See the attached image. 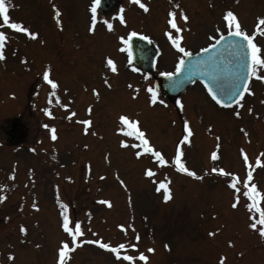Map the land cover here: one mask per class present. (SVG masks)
<instances>
[{"label": "rangeland", "instance_id": "rangeland-1", "mask_svg": "<svg viewBox=\"0 0 264 264\" xmlns=\"http://www.w3.org/2000/svg\"><path fill=\"white\" fill-rule=\"evenodd\" d=\"M177 1L184 8L176 9L174 0H141L147 11L134 1L135 6L131 4L130 7V3L121 1L125 11L133 9L132 14L128 12L132 24L120 25V30L118 27L109 29L101 22L89 44L78 43L82 46L79 60L87 62L90 76L102 69L101 62L111 50L109 55L116 56L113 59L117 64H124L122 53L113 52L116 46L113 39L134 28L146 30L160 50L159 64L150 73L152 78L173 69L174 62L182 54L162 39V29L171 28L167 23L169 11L175 13L173 19L181 29V47L193 51L227 31L223 15L231 10L242 30L249 35L256 32L253 40L264 59V25H260L261 31H256L257 18H264V0ZM6 3L10 20L25 24H28L27 18L33 22L34 11L40 6L38 0H6ZM87 3L88 0L59 2L69 20L75 23V33L79 35L81 32L85 35ZM48 9L43 6L40 14L48 16L54 11L53 7ZM181 11L187 16L186 21L181 19ZM32 26L30 24L29 30ZM1 28H4L2 19ZM19 41L21 45L16 40L13 46L19 59L24 58L26 69L2 72L0 66V99L5 102L4 107L10 109L0 118V140L5 141L3 124L8 123L10 117H17L16 142H21L18 149L17 144L0 146V195H5L1 182L7 181L9 189L4 208L0 209V264H58L61 241L68 243L70 249L64 264H264V238L258 230L261 225L256 229L250 227L258 220V214L246 207L249 200L239 183L240 191L237 192L229 187L231 176L212 172L213 168H222L244 180L251 172L249 185H256L261 194L260 206L264 208V80L252 76L249 93L228 108L215 107L197 83L178 96L179 104L176 99L175 102L164 99V105H148L146 94L142 93L140 98L142 102L146 99L145 103L128 101L119 95L112 112L107 110L106 113L101 106L97 107L99 137L95 133L83 138L77 133V127L60 122L54 131L56 138L52 139L50 126L58 123L61 112L57 108V119L53 120L51 105L45 104L44 108L50 115L36 107L42 102L35 104L31 81L32 65L38 66V56L48 53L37 51L32 40L27 42L34 53ZM120 68L117 87L122 86L123 91H131L124 80L132 81L135 86L145 79L144 74H132L128 67ZM258 76H264V67L258 69ZM135 103L136 108H133ZM179 105L182 112L176 114L174 110ZM118 113L136 120L150 145L164 159L167 154L171 159L174 142H180L181 161L196 176L173 167L159 168L151 162V153L137 157L138 149L132 147L135 142L122 146L126 135L117 131ZM181 115H184L183 120H180ZM184 120L192 128L187 142L183 140L181 128ZM258 148L262 149L263 161L254 169L252 163L246 165L245 159H239L241 149H246L253 157ZM213 151L217 153L216 159L211 158ZM147 168L153 170L152 176L145 175ZM159 181H165L170 190L168 200L163 198V189L156 190ZM236 197L239 200L233 207L231 200ZM105 200L109 203L104 204ZM61 205L67 206L70 225L74 226L76 221L80 223L82 234L77 237L75 247L71 245V236L61 226V212L64 211ZM21 226L25 229L23 232ZM94 240L113 247L124 243L126 247L119 250L117 257L110 249L91 243ZM133 244L135 247L130 246ZM140 253L147 259L140 260ZM124 255L132 256L133 260L123 259Z\"/></svg>", "mask_w": 264, "mask_h": 264}, {"label": "snow or ice", "instance_id": "snow-or-ice-1", "mask_svg": "<svg viewBox=\"0 0 264 264\" xmlns=\"http://www.w3.org/2000/svg\"><path fill=\"white\" fill-rule=\"evenodd\" d=\"M98 2H99V0H92V5H91V9H90L92 14H93L92 15V24L93 25L96 23V6H97ZM134 2L139 4V6L142 9L147 11L146 5L141 3V0H134ZM53 7L55 8L54 5H53ZM7 10H8V6L6 3V0H0V19H2L3 26H7L10 29L17 30L21 33H25L30 37H33V38L36 37L37 33L29 31V29L27 27L23 26L19 22L11 21L9 15L7 14ZM55 15H56V17L59 16L58 10L55 12ZM168 16H169V19H168L167 23L171 26L172 29H175V38L174 39L172 38L171 33H166V35L169 36V39L172 41L173 46L178 50V52L182 54V56L177 60L176 65H175V73H179L182 69V65L184 64L183 57L190 56V52L188 50H186L184 47H181V45H180V41L183 39V37L179 34L181 29L177 26V24L175 23V21L173 19V17L175 16V13L172 11H169ZM180 17H181V19H183L185 21L187 20V16L182 11L180 12ZM120 20H121V23H124L123 17H120ZM223 20H224L226 28H227L226 34L228 36L239 37L244 42L243 44H239V47L245 48V51H246L247 60H246V63L244 65V67L246 69V77L257 76V78L264 80V76H258V69L261 67H264V59H262V57L260 55V49L258 48L257 44L253 40V37L256 35V32L254 31L251 35H249L246 31L242 30L237 17L235 16V14L231 10H228L224 13ZM105 23L107 24V27L109 29L112 28L111 23H109L108 21H105ZM260 25H264V18H257L256 31H261ZM92 30H93L92 27H90L89 31L91 32ZM217 31H219V29ZM137 35H139V34L134 32V31H130L128 33V37H134ZM118 39L122 40L125 44L128 43V40L125 39L124 37H118ZM143 39L149 40V37L143 36ZM212 39L215 40L216 44H209L208 48H213L216 45H218L220 43V41H222L224 39V36L221 35V36H219V38L212 37ZM5 40H6L5 32L0 31V46H2V44ZM237 46H238V42L236 40H232L229 42V47L236 48ZM207 50H208L207 48H201L200 49L201 52H206ZM3 58H4L3 53L0 52V59H3ZM106 60H107L108 66L111 67L112 71H115L116 68H115L113 60L110 58H106ZM175 73L174 72H161L160 75L166 76V77H172ZM43 79L49 85H51L53 88L56 87V83L53 80L49 79V71L47 68L44 69V71H43ZM204 87L207 89L208 94L211 96V98L217 104H223L224 103V101L219 98V96L213 90V87L210 84L205 83ZM248 91H249L248 79L245 78L242 81V90L237 91L236 96L233 97V102H238L239 99L244 95V93L248 92ZM93 92H95V90H93ZM147 92L151 93L149 102L150 103L155 102L156 98H157L155 89L152 87H149V88H147ZM179 103H180V101L177 100V104H179ZM64 107H67V105H64ZM45 114L50 115V113L48 112L47 109H45ZM118 119L121 122L122 127L118 128L117 131L124 132L126 136L135 137L136 139H138L140 141L139 144L132 145V147L138 149L135 152V155L137 157L141 156L142 153H151L153 158L156 159L160 165H163L166 163L162 154L159 151H156L150 145L149 141L145 137L144 132H142L138 128V126H137L138 122L136 120H130L125 115H120ZM80 123L87 126L90 124V121L89 120H83ZM85 131H87V127H85ZM183 131H184L183 140L185 142H187L189 139V136H191V134H192L191 129H190L187 121L184 122ZM55 138H56V136H55V132L53 129L52 130V139H55ZM121 145L122 146H128L127 141L122 140ZM241 154L243 155V150H241ZM181 155H182L181 148H180V145L178 144L176 147V154L173 157V163L177 167V170L182 172V173H187V174L195 177L196 173L190 171L182 163ZM211 158L212 159L217 158V153L215 151H213L211 153ZM256 162H257V164H259L260 163L259 159H257ZM245 164L247 165V157L246 156H245ZM212 172H219L221 175L231 176V179L229 181V187L233 188L237 192L240 191V189L237 188L238 178L235 176V174L226 173L224 171V169H222V168L221 169L213 168ZM145 175L146 176H152L153 175L152 170H150V169L146 170ZM251 179H252L251 172H249L248 176L245 178V180L243 182L244 188H245V190L243 191V195L245 197H247L249 200V203L246 205V207L250 210H254L258 214L259 218L255 222L251 223L250 227L253 229H256L258 224L261 225L258 230H259V234L261 235V237L264 238V208H262L260 206V203H259V200L261 198V194L257 191L255 184L249 185V181ZM161 189L164 190V192H163L164 200H168L170 198V190L167 187L165 181H159L157 183L156 190L160 191ZM2 199H3V196L0 195V200H2ZM238 200H239V197H236L234 199L233 204H232L233 207H236V203ZM103 203L108 204L109 201L105 200V201H103ZM33 206L35 207V205H33ZM61 207L64 209V211L61 212V215L63 217V224L61 226L63 227L64 231L66 233H68L69 236H71V245L73 247H75L78 243L77 237L82 234L81 229H80V223H79V221H76L74 223V227H71L70 226L71 222L69 220V217L66 215L67 206L61 205ZM118 227H123V226H118ZM24 230L25 229L23 228V226H21V232H23ZM209 235H212V233H209ZM137 239H138V237H137ZM80 243H83V241H80ZM91 243L98 244L104 249H110L113 253H115L117 255V257H119V255H120L119 250L124 249L126 247V245L124 243H120V244L113 247L107 243H102L100 240H94V241H91ZM130 246L135 247L134 244L130 245ZM69 250L70 249H69L68 243L61 241V247L58 249V252H59L58 264H64V260L66 258L67 252ZM148 251H154V250L148 249ZM9 259H12L11 254H9ZM123 259H125L127 261H132L133 257L129 256V255H124ZM139 259L140 260H146L147 257L143 253H140ZM223 259L224 258L221 257V260H223Z\"/></svg>", "mask_w": 264, "mask_h": 264}, {"label": "water", "instance_id": "water-1", "mask_svg": "<svg viewBox=\"0 0 264 264\" xmlns=\"http://www.w3.org/2000/svg\"><path fill=\"white\" fill-rule=\"evenodd\" d=\"M231 39H235L234 37H230V38H224L222 41H220V43L218 44V45H220V46H215V48H213L212 50H211V54H210V51H208L207 52V55H213V52H215V51H218L219 49H220V47H221V45H223L224 43H227V42H229ZM214 60V59H213ZM246 60H247V57H246V51L244 50V55L242 56V64H243V66H242V68L239 70V78H241L242 79V81L246 78V69H245V67H244V65H245V63H246ZM215 61V60H214ZM191 62H197V59H192V60H190V61H186L185 63H184V65H186V66H188V64L189 63H191ZM219 63V62H218ZM212 64H213V61H212ZM220 64V63H219ZM234 64H235V62H234ZM204 66H207L208 64H206V63H204L203 64ZM226 65H228V67H229V69L231 70V72H232V74H234V70H233V68L235 67L233 64H231V63H226L225 65H221L220 64V67L221 68H224V66H226ZM191 68L190 67H184L180 72H179V74L177 75H173L172 77H169V78H167V80H166V84H167V88H168V90L169 91H174V93L175 92H177L180 88H182L186 83H187V81H189V80H187V79H183V77H186L187 75H188V73H189V70H190ZM196 72H197V70H196ZM203 71L201 70V67L199 68V70H198V72H197V74H202L203 75ZM177 77H178V80H177ZM213 81V79H208V80H206V82L208 83V82H212ZM238 82H236V84H237ZM240 83H242V82H240ZM211 85H212V87H213V90L215 91V92H218L217 90V88L215 87L216 85H219V83L218 82H214V84H212L211 83ZM235 88V87H234ZM236 89V88H235Z\"/></svg>", "mask_w": 264, "mask_h": 264}, {"label": "flooded vegetation", "instance_id": "flooded-vegetation-1", "mask_svg": "<svg viewBox=\"0 0 264 264\" xmlns=\"http://www.w3.org/2000/svg\"><path fill=\"white\" fill-rule=\"evenodd\" d=\"M66 61H67V66L70 67L71 66V59L70 58H66ZM51 64H52V73H53V76L56 78V76H57V70L54 67L56 65V60L55 59L52 60V63ZM110 74L112 75L113 74V71H110ZM70 82H72L71 79H70ZM90 83L93 86H95V87H93V90H95V92H93L94 95L97 94V91H99L100 94L104 92V90H103L104 88L101 85L102 83L100 84L99 82H93V81H90ZM85 86H87V83L86 82H85Z\"/></svg>", "mask_w": 264, "mask_h": 264}]
</instances>
